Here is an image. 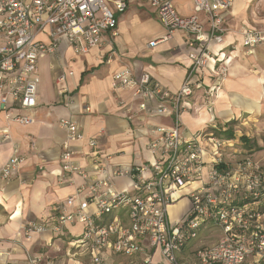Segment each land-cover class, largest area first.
I'll list each match as a JSON object with an SVG mask.
<instances>
[{
  "label": "built area",
  "instance_id": "2783aa9c",
  "mask_svg": "<svg viewBox=\"0 0 264 264\" xmlns=\"http://www.w3.org/2000/svg\"><path fill=\"white\" fill-rule=\"evenodd\" d=\"M191 15H181L175 0H149L168 32L182 30L189 49L190 65L185 81L173 92L149 72L136 76L125 65L112 76L113 86L129 89L140 98L139 110L150 114L172 115L174 124L152 130L147 149L148 163L119 166L109 173L96 137H87L71 117L60 119L66 131L61 153L62 171L83 179L75 193L60 203L53 221H29L26 237L48 229L60 232L68 223L83 225L73 247L91 256L90 264H108V252L135 256L143 254V264H153L159 252L168 264H264V170L261 163L245 157L229 165L224 150L232 142L203 131L185 136L182 114L185 101L202 88L210 61L214 79L207 94L218 98L228 77L225 47V13L236 0H191ZM127 0H0V113L7 125L0 129L10 138V125H29L38 105L40 57L54 54L66 40L77 54L113 44L118 15L126 11ZM166 37L148 43L154 47ZM264 44V29L248 27L242 33V45L252 52ZM233 51H230V54ZM115 55L111 47L110 62ZM65 75L61 76L64 81ZM160 104L151 107L153 100ZM90 111V107L85 108ZM131 118V117H130ZM86 142L94 171L104 174L92 179L74 162L73 143ZM35 146V141L32 140ZM208 147V148H207ZM208 153L211 159L207 160ZM24 161L18 151L3 164V179L16 175ZM128 177L133 189L119 190L114 178ZM201 184L189 193L191 208L183 220L173 222L169 206L176 194L189 184ZM88 191V192H86ZM78 201V205H75ZM91 208V210H90ZM221 227L223 235L211 245L195 249L192 261L178 256L189 243L198 239L207 223ZM29 264H41L42 254H30ZM45 264H54L47 260ZM133 264V263H127Z\"/></svg>",
  "mask_w": 264,
  "mask_h": 264
},
{
  "label": "crops",
  "instance_id": "0c3cea01",
  "mask_svg": "<svg viewBox=\"0 0 264 264\" xmlns=\"http://www.w3.org/2000/svg\"><path fill=\"white\" fill-rule=\"evenodd\" d=\"M252 1L236 0L226 11L227 30L223 44H214L212 48L218 51L225 47L226 55H230L226 64L228 77L218 98H211L207 89L215 74L214 63L209 62L206 75L201 78L203 87L196 89L185 101L187 110L182 114V133L185 136L200 131L216 134L228 128V122L243 117L244 123L258 126L247 132L250 143L244 150L258 159L264 170V44L253 52L242 45V33L246 28L264 29V17L259 18L257 10L251 7ZM127 3L126 11L118 15L112 46L77 54L64 40L56 53L40 57L35 120L29 125L12 123L9 139H4L0 133V169L14 152L24 156L16 175L8 179L0 175V264H29L30 254H42L41 264L47 260L54 264L91 263L90 255L73 247L83 230L78 222L66 224L60 232L48 229L29 238L24 234L29 221H53L57 206L83 183L78 174L70 175L61 169L60 158L66 141V131L59 124L61 118H73L87 137L97 138L109 173L119 166L148 163L152 158L147 149L151 131L174 124L172 115L139 110L140 98L129 89L114 87L112 76L128 65L136 76L149 72L164 87L173 92L179 90L190 65L186 34L178 30L168 35L149 0H127ZM175 6L181 15L193 12L191 0H175ZM166 36L154 47L148 45ZM111 47L115 55L108 62ZM62 75L66 76L64 81L60 79ZM159 104L155 99L150 106ZM86 107H90V111H86ZM6 125L0 113V129ZM235 126L233 131L237 136ZM234 138L230 145L234 144ZM71 148L76 151L74 162L77 166L86 170L92 179L104 177L103 173L93 170L88 156L91 149L86 142L73 143ZM210 159L208 153L207 160ZM112 182L119 190L133 189L128 177L114 178ZM200 184V181L189 184L176 194L169 206L173 222L186 217L191 208L189 193ZM202 230L209 232L205 237L214 235L217 230L219 234L214 236L220 240L223 235L221 227L215 223H207ZM199 238L200 234L178 256L192 261L195 248L211 245L194 243ZM143 257V254L129 257L109 251L107 263L143 264ZM153 264L168 263L157 251Z\"/></svg>",
  "mask_w": 264,
  "mask_h": 264
},
{
  "label": "rangeland",
  "instance_id": "374dc122",
  "mask_svg": "<svg viewBox=\"0 0 264 264\" xmlns=\"http://www.w3.org/2000/svg\"><path fill=\"white\" fill-rule=\"evenodd\" d=\"M251 7L255 8V10H257V14H258L259 18L264 17V0H253L251 3ZM242 118L237 120L238 123H236V126H235V128L237 130V136H234L235 137L233 139L235 141L234 144L227 146L226 149L224 150L223 159L225 162H228V164L231 166L234 165L236 162L244 159L245 157L255 158L250 153L245 152L244 149L246 146H245L244 142L241 140V137L243 135H247V132L250 133L252 130L257 129L258 126L255 127L254 124H252L251 122L246 124V123H244L245 121ZM256 160H258V159H256ZM208 234H209L208 231L202 230L200 232L201 238H199V240H197V242H194V243L214 244L219 240V237L214 236L215 234H219V230H217V232H215L214 235L210 234L208 237H205Z\"/></svg>",
  "mask_w": 264,
  "mask_h": 264
},
{
  "label": "trees",
  "instance_id": "16d2710c",
  "mask_svg": "<svg viewBox=\"0 0 264 264\" xmlns=\"http://www.w3.org/2000/svg\"><path fill=\"white\" fill-rule=\"evenodd\" d=\"M237 123L236 120H232L228 122L229 127L226 128L225 130H220L216 133V135L221 136L226 139H232L234 138V131H233V126ZM241 140L244 142L245 146L249 145L250 140L247 138L246 135H243L241 137Z\"/></svg>",
  "mask_w": 264,
  "mask_h": 264
}]
</instances>
